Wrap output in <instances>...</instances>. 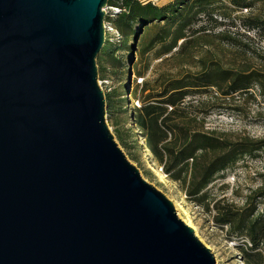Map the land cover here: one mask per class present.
Here are the masks:
<instances>
[{
    "label": "water",
    "instance_id": "95a60500",
    "mask_svg": "<svg viewBox=\"0 0 264 264\" xmlns=\"http://www.w3.org/2000/svg\"><path fill=\"white\" fill-rule=\"evenodd\" d=\"M108 1L0 0V264H215L108 129Z\"/></svg>",
    "mask_w": 264,
    "mask_h": 264
},
{
    "label": "rangeland",
    "instance_id": "374dc122",
    "mask_svg": "<svg viewBox=\"0 0 264 264\" xmlns=\"http://www.w3.org/2000/svg\"><path fill=\"white\" fill-rule=\"evenodd\" d=\"M165 1L169 0H156L158 3ZM204 7V13L184 31L186 38L178 41L176 48L169 53L164 51L173 44L172 36L148 47L164 22L154 21L142 30L139 25H134V31L141 30L142 34L135 52L131 50V36L125 48L114 52L117 62L108 57L99 60L98 54L97 80L104 99L107 97L110 102L109 109L105 108L108 129L142 179L173 204L178 218L210 250L215 264H254L246 262L244 241L232 234L227 226L216 225L214 217L217 211L214 207L231 205L238 211L249 207L264 213V196H257L261 190L264 191V97L258 87H252L248 93L231 95L223 94L226 84L222 83L214 87L189 88V95L179 105L184 117L176 123L189 134H205L228 145L263 143L252 155L241 157L215 175L206 187L201 203L190 200L185 189L191 174L198 176L216 154L197 152V161L189 160L188 169L181 173L173 169L166 174L165 161L159 162L151 154L143 132L130 121V116L136 113L135 108L140 107L148 95H156L172 81L186 82L212 69L229 72L254 69L264 73V64L260 60L264 56V37L242 27L243 18L263 15L264 0L241 11L227 0H211ZM182 42L189 43L181 51L178 49ZM119 44L123 47L124 38ZM142 49L146 50L142 52ZM115 94L120 95L121 100L114 97ZM171 140L172 146H178L180 140L174 142L168 134L166 142L169 145ZM191 167H195V171ZM175 176L179 180H175ZM178 205L181 209L177 208Z\"/></svg>",
    "mask_w": 264,
    "mask_h": 264
},
{
    "label": "trees",
    "instance_id": "16d2710c",
    "mask_svg": "<svg viewBox=\"0 0 264 264\" xmlns=\"http://www.w3.org/2000/svg\"><path fill=\"white\" fill-rule=\"evenodd\" d=\"M211 0H175L165 5L158 6L151 0H109L108 6L118 7L122 12L114 17L107 18L120 33L121 44L113 43L106 38L105 43L98 55L110 58L112 62H117L113 57L114 52L125 48L127 39L136 35L134 25L149 26L154 21L164 22L159 34L154 37L150 45L161 43L172 36L173 44L165 49V53L176 48L178 41L185 39V30L194 24L195 19L204 13V6ZM240 11L252 8L255 2L262 0H227ZM242 27L247 31H254L264 37V13L263 15H249L243 18ZM173 29V32L171 30ZM142 35V34H141ZM141 37V36H140ZM132 40V42H133ZM189 42H182L178 50H184ZM146 49H142L144 52ZM264 64V56L260 57ZM217 83L226 84L224 95L234 93H248L252 87L257 86L264 97V73L258 70L247 72H229L224 70H206L198 77H191L189 81H172L162 91L156 95H148L147 99L138 108H135V115L130 116L135 126L143 132L145 144L151 154L159 161L164 162V171L170 174L173 169L183 172L188 169L189 160L197 161L196 153L212 152L216 155L198 174H191L190 182L185 189L186 196L201 203L202 196L208 184L215 175L225 171L228 167L236 163L243 156H250L259 150L263 143H237L228 145L222 141L200 133L189 134L184 131L176 121L182 120L183 112L179 105L185 97L189 95V88H207L217 86ZM120 95L115 94L119 100ZM150 100V101H148ZM109 98H105V108L109 109ZM120 109V108H119ZM169 109V110H168ZM179 139H177V135ZM170 134L174 142L179 141L178 146H172L166 142ZM192 166V163L190 164ZM195 171V167H191ZM179 180V177H174ZM258 197L264 196V191L257 193ZM217 211L214 222L218 226H227L228 230L235 234L237 238L245 243L246 262L254 264H264V213H258L256 209L249 207L242 211L235 210L231 205L222 208L214 207ZM250 244V246L248 245Z\"/></svg>",
    "mask_w": 264,
    "mask_h": 264
},
{
    "label": "built area",
    "instance_id": "2783aa9c",
    "mask_svg": "<svg viewBox=\"0 0 264 264\" xmlns=\"http://www.w3.org/2000/svg\"><path fill=\"white\" fill-rule=\"evenodd\" d=\"M151 1L155 2V0H151ZM104 11H105L104 28H105L106 38H108L110 42L119 43L122 37L118 32V30L110 22H108L107 18H114L118 16L122 12V10L119 9L118 7L108 6L107 8L104 9ZM248 245L250 246L249 243Z\"/></svg>",
    "mask_w": 264,
    "mask_h": 264
},
{
    "label": "crops",
    "instance_id": "0c3cea01",
    "mask_svg": "<svg viewBox=\"0 0 264 264\" xmlns=\"http://www.w3.org/2000/svg\"><path fill=\"white\" fill-rule=\"evenodd\" d=\"M171 1H172V0L165 1V2H163V3H158V2H156V0H155V3H157L156 5H158V6H162V5H165V4H167V3L171 2Z\"/></svg>",
    "mask_w": 264,
    "mask_h": 264
},
{
    "label": "bare ground",
    "instance_id": "6f19581e",
    "mask_svg": "<svg viewBox=\"0 0 264 264\" xmlns=\"http://www.w3.org/2000/svg\"><path fill=\"white\" fill-rule=\"evenodd\" d=\"M177 208H179V209H181V207L178 205V207Z\"/></svg>",
    "mask_w": 264,
    "mask_h": 264
}]
</instances>
